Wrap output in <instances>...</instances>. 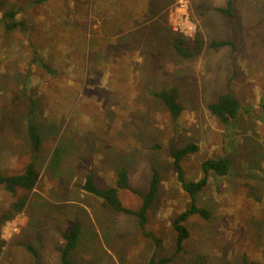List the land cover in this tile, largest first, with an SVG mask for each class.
Wrapping results in <instances>:
<instances>
[{
  "label": "rangeland",
  "instance_id": "1",
  "mask_svg": "<svg viewBox=\"0 0 264 264\" xmlns=\"http://www.w3.org/2000/svg\"><path fill=\"white\" fill-rule=\"evenodd\" d=\"M35 1L0 0V175L20 174L31 160L39 171L30 192L0 183V215L27 194L1 226L0 264H62L63 235L75 223L72 264H149L153 256L264 264V0H231V16L218 10L227 0ZM181 13L193 31L173 28ZM5 21L20 24L8 30ZM197 35L192 56L173 46L182 36L193 47ZM170 86L182 105L175 122L154 95ZM224 92L240 102L227 126L208 108ZM29 120L41 136L35 153ZM171 143L199 147L182 161L187 180L201 178L206 158L231 160L227 175L211 173L193 196L210 216L187 218L180 250L172 222L192 197L177 179ZM121 170L129 188L118 197L133 210L158 175L144 229L83 188L87 173L105 188Z\"/></svg>",
  "mask_w": 264,
  "mask_h": 264
},
{
  "label": "trees",
  "instance_id": "2",
  "mask_svg": "<svg viewBox=\"0 0 264 264\" xmlns=\"http://www.w3.org/2000/svg\"><path fill=\"white\" fill-rule=\"evenodd\" d=\"M48 0H36V3L45 2ZM219 11L226 13L228 16L232 15L231 0H227V6L224 8H218ZM16 11L8 10L5 12V16L14 17ZM5 28L12 29L18 26L19 22L5 21ZM201 39L197 35L195 38V45L193 47L186 46L187 39L182 36H175L173 39V46L177 52L185 57L196 54L201 48ZM212 47H220L229 45L233 49L236 48V44L232 40H214L210 43ZM178 89L175 86H170L166 89L154 92V95L158 97L164 104L172 121H176L182 113V105L178 98ZM210 112L215 115L223 125H229L238 115L240 109V102L230 92H224L220 94L216 100H213L208 104ZM27 132L33 148V152L39 150L41 144V136L38 128L35 124L29 120L27 123ZM199 149L195 143H188L183 147H175L173 143L169 146V154L172 158V164L176 171V176L181 184V187L191 197L192 201L188 208L178 213L174 218L172 225L176 233V247L177 250L182 248V242L189 236V230L185 225L187 218L193 214H198L203 218H209L210 212L207 208L197 205L193 196L203 189L207 184L209 175L215 174L217 176H225L228 174L231 160L227 156L209 157L204 159L200 164L201 178L198 180H187L185 178L182 161L183 159L192 153H195ZM39 177V171L35 168L33 161L27 163L25 170L20 174L0 175V183L4 185L5 189L15 193L17 189H23L26 192H30L35 187ZM158 187V175L153 172L150 179V185L147 193L143 196V203L139 210H133L131 208L122 205L118 192L120 189L129 188L128 175L125 170L118 172L116 180L113 185L99 188L95 182L91 173L85 175V181L83 188L99 197L102 205L109 207L117 212H124L130 215H134L139 218V225L142 229L145 227L146 222V210L149 208ZM27 194H22L18 199L14 200L10 208L0 215V250L4 246V239L1 237V226L5 220L12 218L16 213L22 211L25 206ZM81 232V225L75 223L67 233L63 235L64 244L59 248L61 253L62 264H72L70 260V253L76 247L78 237ZM146 235L150 233L145 232ZM27 248L34 254L36 251L28 245ZM171 257H161L156 259L154 256L150 258L149 264H166Z\"/></svg>",
  "mask_w": 264,
  "mask_h": 264
},
{
  "label": "built area",
  "instance_id": "3",
  "mask_svg": "<svg viewBox=\"0 0 264 264\" xmlns=\"http://www.w3.org/2000/svg\"><path fill=\"white\" fill-rule=\"evenodd\" d=\"M175 30H180L182 33L186 34L188 31H193L194 26L189 22L186 15L181 13L179 15V21L173 27Z\"/></svg>",
  "mask_w": 264,
  "mask_h": 264
},
{
  "label": "crops",
  "instance_id": "4",
  "mask_svg": "<svg viewBox=\"0 0 264 264\" xmlns=\"http://www.w3.org/2000/svg\"><path fill=\"white\" fill-rule=\"evenodd\" d=\"M4 186V185H3ZM5 188V187H4Z\"/></svg>",
  "mask_w": 264,
  "mask_h": 264
}]
</instances>
